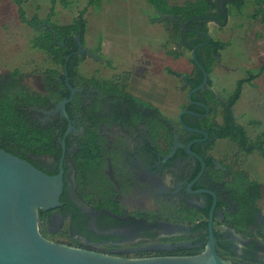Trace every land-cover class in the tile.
Listing matches in <instances>:
<instances>
[{"label": "flooded vegetation", "instance_id": "obj_1", "mask_svg": "<svg viewBox=\"0 0 264 264\" xmlns=\"http://www.w3.org/2000/svg\"><path fill=\"white\" fill-rule=\"evenodd\" d=\"M205 1L209 11L203 16L213 18L193 20L185 27L169 19L178 29L152 7L149 21L162 23L161 39L131 46L128 65L115 64L100 48L88 49L80 24L71 36L75 45L64 62L66 75L63 65L55 75L43 71L34 81L16 77L37 98L36 103L20 107L24 122L53 134L50 144H37L33 151L22 143L20 152L52 175L63 170L60 205L38 210L43 238L119 258L172 257L180 252L194 256L193 250L201 254L206 248L209 213L206 216L203 210L210 206V212L215 202L213 234L219 232L220 241L234 250L230 258L222 259L264 264V208L259 203L264 183L250 171L252 153L264 154V131L251 141L252 123L246 125L245 117L235 113L240 80L230 92L223 75H215L217 66L230 71L220 58L230 43L212 37L206 25L223 28L233 12L240 17L247 6L253 8L252 19L260 17L253 18L251 0ZM173 17L183 22L191 18ZM148 48L159 56L147 55ZM211 54L214 61L207 71ZM85 57L100 64L98 71H80ZM154 62L162 66L161 72L150 68ZM10 76L0 75V93L14 81ZM47 84L53 92L47 91ZM68 99L65 117L60 104ZM238 127L245 130L247 141ZM239 171L255 180L261 192L255 208L250 206L253 222L240 231L232 225L238 204L246 203L234 200V175ZM204 221L207 229L198 230ZM201 235L207 237L203 247ZM215 245L217 251L216 239Z\"/></svg>", "mask_w": 264, "mask_h": 264}, {"label": "rangeland", "instance_id": "obj_2", "mask_svg": "<svg viewBox=\"0 0 264 264\" xmlns=\"http://www.w3.org/2000/svg\"><path fill=\"white\" fill-rule=\"evenodd\" d=\"M168 1L181 5L187 0ZM152 7L146 0H100L98 7H89L88 0H66L64 4L56 0L54 5L52 0H24L23 3L27 19L37 15L39 19L55 25L83 21V39L87 48L98 52L99 48L102 49L103 55L118 65L130 63L131 46L141 47L145 42L155 44L161 39L162 23L155 22L151 25L149 21L153 13ZM252 13L253 8L250 6L245 8L240 17L233 12L228 24L220 29L214 24L206 23L212 37L230 43L228 50L220 56L221 63L230 71L225 73L221 66H217L215 75H223L230 92L234 90L238 80L250 79V82L243 85L234 110L236 114L245 117L242 122L246 125L252 123L250 125L255 131L249 134L251 141L255 135L264 131V73L259 72L264 66V24L259 19H252ZM36 34L37 30L20 21L12 0H0V75L17 69L21 77L34 81L37 75L50 66L46 55L32 47V39ZM146 54L159 56L154 48H148ZM99 67L97 61L85 57L80 71L88 74L98 71ZM161 67L155 62L150 65L155 72H161ZM178 70L184 71L182 67ZM251 170L255 173L254 178L264 182V154L252 153ZM261 206L264 208V203Z\"/></svg>", "mask_w": 264, "mask_h": 264}, {"label": "water", "instance_id": "obj_3", "mask_svg": "<svg viewBox=\"0 0 264 264\" xmlns=\"http://www.w3.org/2000/svg\"><path fill=\"white\" fill-rule=\"evenodd\" d=\"M221 16L225 23V8ZM161 18L174 20L185 27L190 21L213 17L192 16L186 22L169 14L161 15ZM76 42L79 52L83 53L85 49L78 34ZM87 53L90 54L89 51ZM68 101L60 104L65 117L64 107ZM63 188L62 168L57 175L51 176L27 160L0 149V264H233L219 257L216 251L213 234L215 202L209 212L206 248L199 255L119 258L50 242L39 233L38 210L46 211L59 206Z\"/></svg>", "mask_w": 264, "mask_h": 264}, {"label": "trees", "instance_id": "obj_4", "mask_svg": "<svg viewBox=\"0 0 264 264\" xmlns=\"http://www.w3.org/2000/svg\"><path fill=\"white\" fill-rule=\"evenodd\" d=\"M12 1L17 7L20 21L29 25L33 29H37V34L32 39V47L46 55L50 66L46 68L45 73L49 76L55 75V73L58 72V69L63 67L68 53H70L75 45L71 36L78 29L80 24L84 27V22L81 21L80 23L76 20L74 23L68 25H55L47 20L43 21L39 19L37 15H34L31 19H27L23 8L24 0ZM55 1L56 0H52L53 5ZM58 1H61L63 4L66 2V0ZM148 2L162 14H169L172 16L183 15L185 19L192 16H203L209 11L208 3L205 0H187L181 5L170 4L168 0H148ZM251 3L255 7L254 14L252 15L253 18L260 17V21L264 23V0H251ZM88 6L98 7L100 6V0H88ZM44 22H48L52 31L45 28L43 25ZM165 22L173 24L175 28L178 29V25L175 22L170 21L169 19H166ZM71 61L72 59H70L68 65H71ZM213 61L214 57L211 54L208 56V66H206L207 71H209L208 67L210 68ZM73 70L76 71L75 68ZM259 72L264 73V66L260 68ZM18 76H21V74L20 71L16 69L10 76L14 81L12 80L13 82L10 84L7 82L5 84L4 92L0 93V149H4L13 155L25 159L43 172L52 175V173L37 166V164L26 154L20 152L22 143H26L27 149L33 151H35L34 146L37 144L42 146L50 144L53 139V134L48 128L38 129L34 124L24 122V116L20 107L27 106L29 103H36L37 98L33 92L29 91L27 87L22 85L20 81L16 79ZM246 82H250V79H243L238 82L235 92L236 97L239 96V90ZM46 88L49 93L53 92L52 89H50V84H47ZM236 130H238L239 135L247 141L245 130L242 127H238ZM262 136H264V133H262ZM229 137L234 139V141L237 140L235 135L233 136L230 134ZM8 143L13 145V148L15 149L8 146ZM234 179V200H244L246 203L238 204L237 211L232 216V225L238 231L246 230L247 225L253 222V210L250 206H254L255 208L256 202L261 197V192L258 183L255 180L249 179L243 174V172L239 171L235 174ZM209 207L203 210V213L206 216H208ZM39 212L41 213V211ZM202 229H207L206 221L199 224L198 230ZM214 236L216 239L218 255L223 259L230 258V251H234L231 245L220 241L222 235L219 232H214ZM199 239V242H201L203 247L207 237L201 235ZM219 247L221 248L220 250L218 249ZM199 253L200 250L195 249L191 255ZM183 255L185 254H182V252L178 254V256Z\"/></svg>", "mask_w": 264, "mask_h": 264}, {"label": "crops", "instance_id": "obj_5", "mask_svg": "<svg viewBox=\"0 0 264 264\" xmlns=\"http://www.w3.org/2000/svg\"><path fill=\"white\" fill-rule=\"evenodd\" d=\"M264 183V182H263ZM259 203H264V195H263V198L260 200Z\"/></svg>", "mask_w": 264, "mask_h": 264}]
</instances>
